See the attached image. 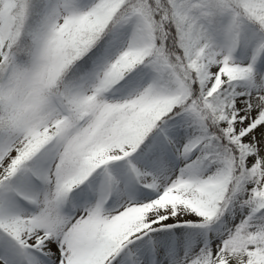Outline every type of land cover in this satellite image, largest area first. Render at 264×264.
Instances as JSON below:
<instances>
[{"label":"snow or ice","instance_id":"snow-or-ice-1","mask_svg":"<svg viewBox=\"0 0 264 264\" xmlns=\"http://www.w3.org/2000/svg\"><path fill=\"white\" fill-rule=\"evenodd\" d=\"M0 264H264V0H0Z\"/></svg>","mask_w":264,"mask_h":264}]
</instances>
